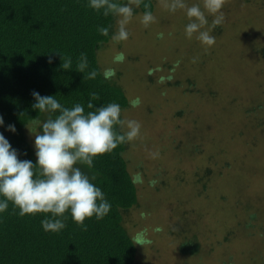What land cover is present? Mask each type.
<instances>
[{
  "label": "rangeland",
  "instance_id": "obj_1",
  "mask_svg": "<svg viewBox=\"0 0 264 264\" xmlns=\"http://www.w3.org/2000/svg\"><path fill=\"white\" fill-rule=\"evenodd\" d=\"M154 2L147 26L130 4L128 39H111L100 58L110 68L117 52L128 53L118 80L141 99L122 112L141 124L124 155L143 178L127 229H163L142 249L146 264H264V0H222L215 14L205 0H183L175 11L173 0ZM193 5L207 23L188 36L186 26L199 23L187 15ZM200 31L215 43H203ZM189 237L206 251L183 255Z\"/></svg>",
  "mask_w": 264,
  "mask_h": 264
},
{
  "label": "trees",
  "instance_id": "obj_2",
  "mask_svg": "<svg viewBox=\"0 0 264 264\" xmlns=\"http://www.w3.org/2000/svg\"><path fill=\"white\" fill-rule=\"evenodd\" d=\"M154 1L139 0L138 10L143 14L153 13ZM114 2L135 3L133 0ZM117 17L92 10L88 0H0V115L5 122L0 132L18 150L19 159L36 162L35 135L26 127L38 115L32 108L33 91L42 96L54 95L68 108L80 103L85 112L94 110L87 108L93 92L99 94V99L93 101L97 107L115 102L122 112L131 108L129 101L133 97L118 80L121 63L113 62L110 68L115 70V75L106 80L103 77L106 68L100 59L112 39ZM213 26L218 29L216 23ZM100 27H107L109 34L101 35ZM81 52L87 54L89 62L86 73L97 71L95 79H83L86 73L75 70ZM123 54L128 56L124 61L130 58L128 53ZM62 56L72 57V70L62 69ZM9 124L15 125V133L6 130ZM128 144L121 143L111 153L98 156L91 168L77 165L90 178L95 177L93 183L103 190L111 204L103 220L86 219L87 231H83L72 221L70 213H66L64 230L45 232L41 220L50 214L21 217L10 203L8 211L0 217V264H146L141 252L149 245L135 244L134 237L144 231L153 242L163 229L150 226V230L145 227L135 233L127 229L128 213L140 202L138 186L132 182L136 173L128 169V160L124 158ZM144 213L142 210V216ZM168 232L177 237L180 230L170 228ZM201 235L205 238L204 232ZM202 249L205 250V245L196 237H189L180 246L183 255L196 254Z\"/></svg>",
  "mask_w": 264,
  "mask_h": 264
},
{
  "label": "clouds",
  "instance_id": "obj_3",
  "mask_svg": "<svg viewBox=\"0 0 264 264\" xmlns=\"http://www.w3.org/2000/svg\"><path fill=\"white\" fill-rule=\"evenodd\" d=\"M138 6L139 0H133ZM88 6L101 12L104 16L110 14L121 17L118 32L113 34L115 41L127 40L129 33L125 27L133 15L130 4H117L114 0H88ZM183 0H173L170 9L185 8ZM205 7L210 13H217L222 7V0H205ZM187 15L195 17L197 22L186 26V34L191 36L207 23L204 13L198 5L187 8ZM223 14L214 20L219 24ZM151 12H146L143 23L147 26L153 21ZM101 35L107 36L109 29L100 27ZM163 38V34H158ZM203 43L211 46L215 38L208 32L200 31L198 37ZM57 54L62 55L60 52ZM61 65L64 70H72L71 56H62ZM125 60L123 52L113 57L114 63ZM51 62V61H50ZM89 67L87 54L81 52L75 70L85 74ZM98 73L95 69L83 75V79H95ZM115 70L106 68L104 79H111ZM35 103L32 108L38 112L26 127L35 135L34 148L36 162L18 158V150L13 148L9 140L0 132V217L9 209H18V215H45L41 220L45 232L59 233L66 228V213H70L72 221L83 231H87L86 219L95 217L103 220L111 210L103 190L93 183L95 177L90 178L77 165L83 164L93 167L98 156L111 153L121 143L131 142L140 136L141 124L136 120L121 118L122 109L118 103L112 102L97 107L93 101L99 99L98 93H91L85 112L84 105L74 104L71 108L62 105L54 95L42 96L33 91ZM132 108L141 104L140 97L129 101ZM43 115L44 119H41ZM4 118L0 115V127L4 126ZM119 126V131L117 130ZM126 129V130H125ZM7 131L16 132L14 124L7 126ZM134 184L143 182L139 173L132 177ZM154 183V182H153ZM135 244L145 246L152 241L144 231L134 237Z\"/></svg>",
  "mask_w": 264,
  "mask_h": 264
}]
</instances>
